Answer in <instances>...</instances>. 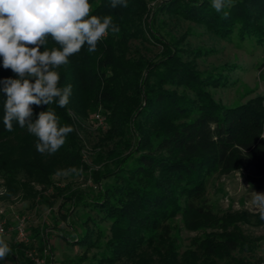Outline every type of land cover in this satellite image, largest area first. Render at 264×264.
<instances>
[{"label":"trees","instance_id":"1","mask_svg":"<svg viewBox=\"0 0 264 264\" xmlns=\"http://www.w3.org/2000/svg\"><path fill=\"white\" fill-rule=\"evenodd\" d=\"M89 2L90 16H111L120 31L114 34L110 28L96 51L88 52L85 44L68 58L67 65L60 66L58 87L72 85L65 108L55 102L32 105L33 122L49 108L61 126L74 129L55 154L39 153L37 138L15 120L13 131L5 130V94L0 91V172L5 184L12 192H28L30 183L18 176L51 186L57 170L76 169L69 175L89 171L72 112L86 115L101 107L105 134L112 142L111 148L98 152L101 168L93 171L102 189L90 200L80 192L71 200L75 209H88L70 240L84 251L92 250L80 256L84 264H115L134 250L157 248L172 238V221L178 217L188 228L222 229L193 241L195 264L202 260L250 264L240 254L249 252V239L237 224L231 228L235 220L248 219L221 215L207 192L214 174L234 169L244 171L251 183L264 186V94L233 104L217 98L213 87L227 85V73L223 66L203 69L198 62L213 48L193 46L190 25L178 34L179 29L167 23L173 19L197 23L220 40L236 35L241 43L249 40L264 52V0H231L221 12L212 7V0H158L152 6L149 0H124L126 7H112L113 0ZM223 11L229 13L227 18ZM158 43L163 52L149 53ZM142 45L149 52H143ZM46 47L60 45L49 35ZM9 77L15 74L2 67L0 57V80ZM252 221L264 224L260 213ZM161 248L169 255L170 249L175 251L171 244ZM168 258L166 264H172L174 256Z\"/></svg>","mask_w":264,"mask_h":264},{"label":"rangeland","instance_id":"2","mask_svg":"<svg viewBox=\"0 0 264 264\" xmlns=\"http://www.w3.org/2000/svg\"><path fill=\"white\" fill-rule=\"evenodd\" d=\"M149 1V5L152 6L158 0ZM167 24L169 28L179 29L178 34L185 32L187 26L190 25L188 29L190 43L193 46L202 45L213 48L212 52L199 58L198 62L203 69L223 66L221 69L227 73L229 83L225 86L213 87L217 98L233 104L255 94H264V52L261 46H253L249 40L241 43L236 35L230 39L220 40L203 25L197 23L187 21L179 23L173 19L168 20ZM142 46L143 52H149V47ZM155 51L161 54L162 46L154 45L152 52L149 53L152 54ZM102 110L100 107L95 113L89 111L86 115L72 112L79 134L83 139V153L86 163L90 165L89 171H84L79 175H57L56 173L51 186L28 176H18L20 180L30 183L28 192L24 189L12 192L5 184V179L0 172V190H3L2 193L0 192V209L3 210L0 212V219L5 220L7 226L11 227L4 236L11 252L0 261V264H27L28 260L35 264L33 257L43 259L44 264H84L86 261H82L80 256L83 253L87 255L92 253V250L84 251L81 245H74L70 241L72 236L78 233L88 210L80 206L75 209V206L71 205V200L75 192H80L88 198L87 200H90L93 193L102 189V185L93 176V171L101 168L97 154L112 147L110 138H107L105 134L107 124ZM249 184L252 188L246 189ZM251 191L264 193V186L251 183L244 171L234 169L214 174L209 179L207 193L215 202L216 209L221 215L235 214L236 218L243 215L248 219H237L231 225V228L236 224L240 226L250 241L249 252L244 251L240 254H245L250 264H264V224L252 221L254 216L260 212L251 203ZM92 212L95 213L91 210L90 213ZM20 218H23L26 225V233L29 237L27 241L20 239L17 232L12 229ZM172 226V238L163 244H171L175 248V251L170 249V255L167 250L161 248L163 245L157 248L145 246L125 255L127 260L120 259V262L115 264H131V262L166 264L168 256V259L174 256L172 264H195L197 253L193 241H199L206 232L212 234L222 231L221 228L213 230L204 227L188 228L179 217L172 221ZM45 247H50L51 252L44 254ZM211 263L225 264L222 261ZM211 263L202 260L198 264Z\"/></svg>","mask_w":264,"mask_h":264},{"label":"clouds","instance_id":"3","mask_svg":"<svg viewBox=\"0 0 264 264\" xmlns=\"http://www.w3.org/2000/svg\"><path fill=\"white\" fill-rule=\"evenodd\" d=\"M117 4L127 6L124 0H113L112 7ZM230 4L231 0H212L217 12ZM91 11L89 0H0L2 67L15 74V78L0 80L3 85L0 91L5 94L3 123L8 132L13 131L14 120L20 128L27 126V131L37 138L36 149L41 154H55L74 129L67 124L61 126L55 111L49 108L40 112L33 122L32 105L49 106L55 102L65 108L72 95V85L58 87L60 66L67 65L68 58L80 52L85 44L88 52L96 51L98 41L110 28L114 34L120 31L111 16H90ZM228 15L223 11L225 18ZM49 35L60 48L46 47ZM261 138L264 139V134ZM74 171V168L57 170V175ZM251 188L249 184L246 189ZM251 197V203L264 220V193L251 191ZM10 252L8 243L0 237V261Z\"/></svg>","mask_w":264,"mask_h":264},{"label":"built area","instance_id":"4","mask_svg":"<svg viewBox=\"0 0 264 264\" xmlns=\"http://www.w3.org/2000/svg\"><path fill=\"white\" fill-rule=\"evenodd\" d=\"M3 189V187H2ZM0 192L2 193L3 190H0ZM3 210L0 209V212H2ZM9 229H11V227L7 226L6 221L5 220H1L0 219V237H3L8 233ZM12 229H14L17 232V235L19 236L20 239L22 240H28V234L26 233V225L25 222L23 220V218H20L16 224L12 227ZM44 254H48L51 252L50 247H45L43 249ZM35 264H44V260L40 259V258H36L33 257L32 258Z\"/></svg>","mask_w":264,"mask_h":264}]
</instances>
